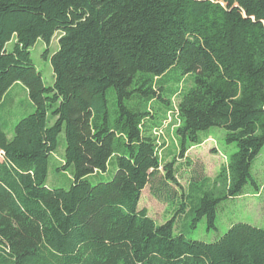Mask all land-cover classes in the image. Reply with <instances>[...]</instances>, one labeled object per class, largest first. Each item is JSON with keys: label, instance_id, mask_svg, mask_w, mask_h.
Returning <instances> with one entry per match:
<instances>
[{"label": "trees", "instance_id": "trees-1", "mask_svg": "<svg viewBox=\"0 0 264 264\" xmlns=\"http://www.w3.org/2000/svg\"><path fill=\"white\" fill-rule=\"evenodd\" d=\"M57 36L47 86L31 49ZM16 84L35 112L12 139L0 124V264H264V227L236 224L211 244L174 232L188 208L193 228L206 219L216 230L223 203L249 186L264 198L253 170L264 151V0H0V104ZM168 113L178 154L164 163L155 135ZM213 128L237 151L214 187L192 183L188 204L158 225L140 209L143 192L178 184L177 161ZM62 134L68 189L48 185Z\"/></svg>", "mask_w": 264, "mask_h": 264}, {"label": "rangeland", "instance_id": "rangeland-1", "mask_svg": "<svg viewBox=\"0 0 264 264\" xmlns=\"http://www.w3.org/2000/svg\"><path fill=\"white\" fill-rule=\"evenodd\" d=\"M58 37L54 39L50 47L43 41H38L31 49L34 64L37 70L42 73L47 86H52L55 81L51 56L59 49ZM8 48L12 49L13 44L8 45ZM47 50H49L50 56L45 58L44 54ZM190 85L191 79L187 78L185 82L178 85V88L182 89ZM173 102L177 103L176 98L173 99ZM34 112L35 107L29 98L26 88L22 84L14 85L0 104V124L5 129L9 139L13 138L16 125ZM162 126L163 130L160 133L157 131L158 134L155 136L159 139L164 163H168L174 161L178 154L175 132L180 126V122L169 114L166 120L163 121ZM225 136L226 131L220 128H213L204 134L205 140L203 144L192 148L188 153L187 159L177 161L175 169L178 184L172 183L167 187L169 189L168 192L163 191L160 196L154 194L152 185L148 186L143 192L140 209L147 210L150 217L158 225H163L176 216V209L179 204L184 202L188 204V190L192 183L197 182V185L201 186L203 179L206 178L209 179L210 186L214 187L221 170L227 166L231 155L237 151L235 144H227ZM65 148V137L62 134L60 146L50 160L48 185L51 187L68 189L71 185L70 171L59 170L63 165ZM1 160L2 154H0ZM253 170L258 182L260 184L263 183L264 151L255 160ZM113 175L114 171L110 169L107 174H103L101 178H97L94 181L95 183L100 181L107 182L112 179ZM163 175L164 172L157 177L155 186L161 183ZM183 193L186 194V197H183ZM172 196L177 197L176 202L168 201V197ZM171 203L177 205H172ZM189 209H187L185 214L177 217L174 231L176 236L183 235L187 240L211 244L224 236L236 224H249L258 228L264 227V198L262 195L257 194L251 186L245 189L243 196L222 204L218 213L216 230L208 229L206 219L200 222L196 228H193V216Z\"/></svg>", "mask_w": 264, "mask_h": 264}]
</instances>
